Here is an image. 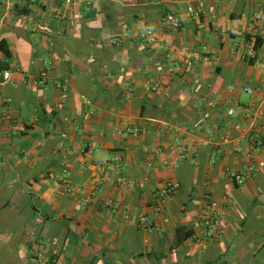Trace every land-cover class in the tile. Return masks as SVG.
Instances as JSON below:
<instances>
[{"label":"crops","instance_id":"0c3cea01","mask_svg":"<svg viewBox=\"0 0 264 264\" xmlns=\"http://www.w3.org/2000/svg\"><path fill=\"white\" fill-rule=\"evenodd\" d=\"M1 40L0 264L33 249L60 264H264V0H0ZM117 154V170L98 164ZM167 181L180 188L156 215ZM212 201L225 232L206 236Z\"/></svg>","mask_w":264,"mask_h":264},{"label":"built area","instance_id":"2783aa9c","mask_svg":"<svg viewBox=\"0 0 264 264\" xmlns=\"http://www.w3.org/2000/svg\"><path fill=\"white\" fill-rule=\"evenodd\" d=\"M62 1V4L66 10H73L77 8L82 0H60ZM187 3H192V2H199L201 0H184ZM189 12L191 14H196L198 15L193 8H189ZM176 22V17L174 15H168L165 19L166 24H174ZM147 34H152L151 30L147 32ZM112 43L114 45H119L120 44V39L119 38H114L112 40ZM202 50L206 52L208 50L207 46H203ZM238 50V49H237ZM238 52V51H237ZM241 57L243 59H248V58H254L256 55V49L253 44H250L246 46L245 48H240L239 51ZM195 63L193 61H185L182 63H172L169 68L168 72L172 75L179 74L183 70L185 71H192L194 70ZM49 76V72L46 70L42 76L41 79L45 80ZM162 84L161 81H156L155 83L149 85L147 89L151 92H156L157 90L161 89ZM62 88V86H61ZM65 88V87H63ZM245 92L249 94H253V89L246 87L243 89ZM236 110L234 108H231L229 110L230 115H235ZM139 130H131V133H137ZM262 146V142L258 141L257 142V148L258 150L260 149L259 147ZM182 153L184 155L186 154L185 149H181ZM100 166H102L106 170H117V166H120L123 164V158L117 154L115 155L114 159L112 162H98ZM72 172L68 169L63 170V179L62 181L67 185V186H73V179H72ZM255 176L254 172V167H250L246 172L244 173H234L232 176L233 182L236 184L242 185L245 182H247L249 179L253 178ZM103 180V179H102ZM118 183L123 189H125L127 192L132 190L135 186L133 182L128 180L126 177H119ZM180 184L178 182L174 181H167L163 185L161 189L157 191L155 194L156 200L154 204V210L155 214L161 213L166 205L168 204L169 200L175 195V193L179 190ZM96 194L92 195H87L83 197L81 200V205L83 208H89L95 199ZM114 207L117 208V204H113ZM219 205L217 202L212 201L209 205L208 208V216L205 219V223H198L197 226L201 229L202 234L204 235H212V234H221L225 232V228L223 226H220L218 224V215L220 214L219 212ZM139 225L146 229L149 232H153L156 228H158V223L156 221L155 216H142L139 220ZM30 264H60L59 258L57 257H48L46 254H44L41 251L34 250L31 252V257H30Z\"/></svg>","mask_w":264,"mask_h":264},{"label":"trees","instance_id":"16d2710c","mask_svg":"<svg viewBox=\"0 0 264 264\" xmlns=\"http://www.w3.org/2000/svg\"><path fill=\"white\" fill-rule=\"evenodd\" d=\"M257 47H258V44L257 45H255V49L257 50ZM0 52H3L4 54H5V56H6V58H7V60L8 59H10V53L6 50V48H5V42H4V40H1L0 41ZM8 70V68L6 67V63L3 65V64H1L0 63V72H5V71H7ZM118 73V72H117ZM123 99H121V100H119L120 102L122 101Z\"/></svg>","mask_w":264,"mask_h":264}]
</instances>
